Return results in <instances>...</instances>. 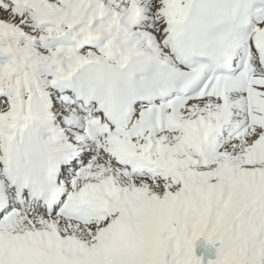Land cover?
<instances>
[{
	"label": "snow or ice",
	"instance_id": "1",
	"mask_svg": "<svg viewBox=\"0 0 264 264\" xmlns=\"http://www.w3.org/2000/svg\"><path fill=\"white\" fill-rule=\"evenodd\" d=\"M0 264H264V0H0Z\"/></svg>",
	"mask_w": 264,
	"mask_h": 264
}]
</instances>
